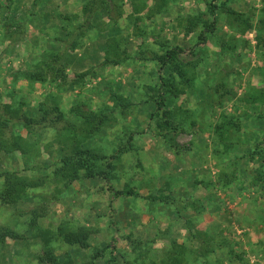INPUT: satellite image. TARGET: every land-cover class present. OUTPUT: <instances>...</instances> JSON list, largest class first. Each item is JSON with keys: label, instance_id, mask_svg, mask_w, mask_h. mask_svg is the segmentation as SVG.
Masks as SVG:
<instances>
[{"label": "rangeland", "instance_id": "1", "mask_svg": "<svg viewBox=\"0 0 264 264\" xmlns=\"http://www.w3.org/2000/svg\"><path fill=\"white\" fill-rule=\"evenodd\" d=\"M84 1L0 0V116L9 106L38 118L49 104L62 113L44 128L11 127L30 142L27 154L0 150V172L42 181L15 203L0 200V264H44L46 251L106 264L112 247L110 264H264V104L248 100L264 88V0H107L110 13L96 9L68 47ZM211 3L213 31L191 51L213 20ZM170 46L183 53L159 73ZM56 56L65 80L25 79L24 69ZM76 108L112 113L87 138ZM224 120L234 124L222 141ZM74 147L118 152L103 175L80 169L69 181L57 170ZM110 188L133 193L112 199ZM186 218L211 244L199 248ZM62 227L88 228L89 247L64 242Z\"/></svg>", "mask_w": 264, "mask_h": 264}, {"label": "trees", "instance_id": "2", "mask_svg": "<svg viewBox=\"0 0 264 264\" xmlns=\"http://www.w3.org/2000/svg\"><path fill=\"white\" fill-rule=\"evenodd\" d=\"M102 7L97 5V0H85L82 12L84 21L79 25L74 27V31H67L66 35L69 37L66 41V45L68 47H74L76 44L75 38L83 34V29H85V24H89V20L94 15L96 9H103L110 13L109 4L107 0H100ZM106 5L107 7H103ZM211 16L213 18L210 24L205 23L206 29L199 32L197 35L198 41L196 45L191 49L194 51L197 46H203L207 42V34L213 31V25L217 20V8L214 3L210 4ZM260 44H258L259 47ZM262 47L264 48V41L261 42ZM181 53L183 50L177 46H170L166 49L165 53L159 57L160 65H159V73L165 68V66H173L176 65V62L180 59ZM128 56H125L127 58ZM121 58L116 59L114 63H119ZM147 58L141 57L140 60H146ZM190 67L186 69V71L192 70L191 76L194 77L193 73V65L194 62L188 63ZM182 68L180 75L186 74V71ZM25 79L33 80V81H46L48 78L57 79L61 77L63 80L67 78L66 73L64 72L61 64L60 57L56 56L52 61L42 63L38 66L27 68L22 71ZM161 75V74H160ZM184 77V76H183ZM162 78V76H160ZM170 87L174 89V91H178L173 83L170 84ZM255 93L251 94L248 98L249 101L252 102H262L264 104V88H256ZM181 92V89H180ZM159 101L156 103V107L160 109L166 102V97L163 95V92L160 90L158 93ZM51 105V106H50ZM52 111V112H51ZM41 115L38 118L27 116L25 114L17 115L13 110L7 107L5 114L0 116V150L3 151H13L18 150L22 153V155L27 154L28 149L30 147V142L26 140L22 135L15 134L10 131L11 127L15 123H19L26 131H31L33 128H44L48 125H54L61 121L62 113L58 110V107L54 104H49V106L40 108ZM51 112L52 116L50 115ZM76 112L78 113L79 118L81 119L80 133L83 137H90L95 135L100 127L106 124L109 121V114L112 113V109L104 108L101 112L99 111H89L85 113L79 108H76ZM55 113V114H54ZM231 120H224V123H220L216 126L215 130L219 136V139L224 141L226 138L227 131L224 129L227 125H233ZM5 129L8 130V134L5 132ZM133 134V133H131ZM72 141L74 143H78L79 139H77V135H71ZM264 139V136H263ZM71 154H67L63 160V166L61 169H58V173H60L63 177H67L69 181H75L79 174L80 169H84L85 175L87 177H93L96 175H103L106 170L109 168L110 162L114 159L118 150H116L113 154L106 155L95 149L90 147H74L71 150ZM64 169L68 171L65 172ZM0 177H3L4 185L0 191V200L3 203L11 204L17 202L21 199L23 193L28 188H34L41 184L42 181H33L25 176L18 175L16 171L5 170L0 172ZM112 199L119 197L120 195H132L131 190L125 191H116L112 190ZM188 224L186 225V229L191 235V238L196 241L201 249L204 245L211 244V238L208 237V234L202 233L200 230H197L193 226H190V221L188 218L184 219ZM114 231L116 234V228L114 227ZM1 232V228H0ZM113 235L111 238L112 245L116 241V235ZM58 236L67 244H76L81 248L89 247V240L91 237V232L86 227H79L77 229H71L68 227L58 228ZM111 245V244H110ZM112 247V246H111ZM109 248L108 246H104L103 248L97 250V252L92 256V259L96 257H102L104 252ZM183 247L180 246V251ZM183 251V250H182ZM116 250L112 247L110 252L109 261L106 264H110V262L115 261ZM44 264H74L70 258H68L65 262H59V260L54 256L51 251H46L43 256ZM180 263H182V257L180 256Z\"/></svg>", "mask_w": 264, "mask_h": 264}]
</instances>
